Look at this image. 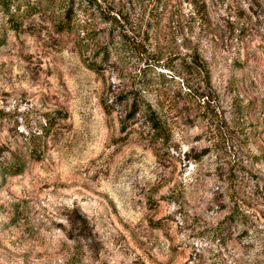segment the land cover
<instances>
[{
  "label": "rangeland",
  "instance_id": "1",
  "mask_svg": "<svg viewBox=\"0 0 264 264\" xmlns=\"http://www.w3.org/2000/svg\"><path fill=\"white\" fill-rule=\"evenodd\" d=\"M0 264H264V0H0Z\"/></svg>",
  "mask_w": 264,
  "mask_h": 264
},
{
  "label": "trees",
  "instance_id": "2",
  "mask_svg": "<svg viewBox=\"0 0 264 264\" xmlns=\"http://www.w3.org/2000/svg\"><path fill=\"white\" fill-rule=\"evenodd\" d=\"M159 1H161V0H158V2ZM18 2H20L19 4H18V6H17V9L15 10L16 12H17V15H18V20H21L22 18H24V17H26V16H28V15H30V13L27 11L28 9L27 8H24L23 9V4L21 5V1H18ZM162 4H163V2H162ZM21 6V7H20ZM21 8L23 9V11H21ZM28 8H30L29 10H31V12H33L34 11V9L33 8H31V7H28ZM22 16V17H21ZM12 25L11 26H14V28L16 29V28H18V25H17V23H14V22H12L11 23ZM63 24V23H62ZM69 24V23H68ZM70 27V25H68L67 27H64L65 29L67 28H69ZM14 30V29H13ZM92 69H94V70H97V69H95V67H93ZM151 116H153L151 113L149 114V118H151ZM152 125L154 126V127H156V129L155 130H157V132L159 133L160 131H161V129H160V123H159V121H158V119L157 118H152Z\"/></svg>",
  "mask_w": 264,
  "mask_h": 264
}]
</instances>
